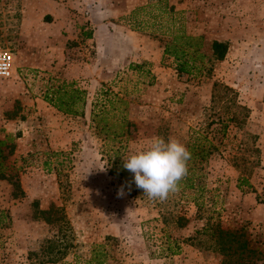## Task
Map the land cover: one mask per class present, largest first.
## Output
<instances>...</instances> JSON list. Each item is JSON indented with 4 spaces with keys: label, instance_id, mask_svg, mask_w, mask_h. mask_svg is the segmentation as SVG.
<instances>
[{
    "label": "rangeland",
    "instance_id": "374dc122",
    "mask_svg": "<svg viewBox=\"0 0 264 264\" xmlns=\"http://www.w3.org/2000/svg\"><path fill=\"white\" fill-rule=\"evenodd\" d=\"M12 1L0 14V47L16 67L0 79V140L13 144L2 164L23 194L12 198L0 180V264H37L29 252L55 232L33 219L32 202L39 210L57 207L67 219V262L106 242L110 264H220L221 255L205 247L207 235H196L207 220L243 228L250 246L264 244V0H107L102 11L120 15L97 19L100 50L84 40L90 26L82 0ZM69 29L75 37L65 40ZM179 32L202 38L210 72L177 75L173 59L163 58L164 43ZM213 40L226 42L227 54L209 63ZM61 81L85 92L82 116L42 100ZM214 82L249 108L240 129L220 130V107L210 103ZM193 134L215 147L197 188L149 200L124 158L153 137L186 145ZM241 176L247 185L238 188ZM177 216L186 219L183 228ZM166 237L176 254L158 251Z\"/></svg>",
    "mask_w": 264,
    "mask_h": 264
},
{
    "label": "trees",
    "instance_id": "16d2710c",
    "mask_svg": "<svg viewBox=\"0 0 264 264\" xmlns=\"http://www.w3.org/2000/svg\"><path fill=\"white\" fill-rule=\"evenodd\" d=\"M89 37V34L86 35ZM202 38L185 35L183 32L173 35L169 41L164 43L162 54L164 57H170L175 64L176 74L190 75L194 72L202 71L206 68L204 59L207 56L201 52ZM210 55L208 62L222 61L226 56V42L213 40L209 44ZM206 73L210 72L211 66L207 67ZM42 100L54 108L56 111L67 116H82L85 105V92L75 87L73 82L61 81L46 89ZM210 103L219 106L217 121L220 124V130L226 126L233 125L240 129L245 125L250 116L249 108L241 105L236 100V93L228 86L213 83L211 88ZM186 146L191 153V159L188 163V174L180 182V190H193L197 188V173L201 169L202 163L214 151V145L206 139L205 136L193 134L189 135ZM13 144L10 139L0 140V180L7 181L11 187V197L22 196L18 179L15 175L6 174L2 161L12 153ZM5 151V153H4ZM245 177H239L237 186L247 185ZM196 208L199 207L197 200L192 203ZM32 217L41 220L45 224L55 229V232L48 238L40 242L39 247L34 252H29V258H35L37 264L42 263H60V264H110L108 257V243H92L84 256L73 257L72 262H67L64 257L67 255L70 242V227L67 219L61 209L49 206L45 210H39L35 202H32ZM1 215V214H0ZM161 221L167 222V218L161 215ZM175 225L184 227L186 219L182 216L175 217ZM207 235V248L221 255L220 264H250L255 261L264 262V244L258 243L257 246H250L249 239L243 228L224 229L219 222L207 220L204 227L196 235ZM262 244V246H260ZM159 252L167 254H176L178 247L174 246L171 240L166 237L160 240Z\"/></svg>",
    "mask_w": 264,
    "mask_h": 264
},
{
    "label": "clouds",
    "instance_id": "9594fccd",
    "mask_svg": "<svg viewBox=\"0 0 264 264\" xmlns=\"http://www.w3.org/2000/svg\"><path fill=\"white\" fill-rule=\"evenodd\" d=\"M191 153L179 139L153 137L148 147L124 158L123 168L134 176L137 188L149 200L164 201L179 191L180 182L188 174ZM121 191L117 195L120 196Z\"/></svg>",
    "mask_w": 264,
    "mask_h": 264
},
{
    "label": "crops",
    "instance_id": "0c3cea01",
    "mask_svg": "<svg viewBox=\"0 0 264 264\" xmlns=\"http://www.w3.org/2000/svg\"><path fill=\"white\" fill-rule=\"evenodd\" d=\"M83 3L88 6V16L87 18H84V20L87 22L86 24L90 26L88 28L89 32L84 33V40L93 42V44L95 45L94 49L100 50L101 43L99 42V40L97 41V38H96V35H98V25H99L98 24L99 20L97 19L103 18L104 16H106V14H109V17H112V16L119 17L120 11L119 10H115V11L107 10V13L102 11L104 9L103 8L104 4L107 3V0H82V4ZM132 8H133L132 6L131 7L129 6L128 12H130ZM94 27H96V29H94ZM83 30H86V28L81 29V31ZM73 31H74L73 29H69V33L66 35L65 40H68V39L71 40L73 37H75V34ZM106 32L109 33L107 29H106ZM88 34H89V37H86V35Z\"/></svg>",
    "mask_w": 264,
    "mask_h": 264
},
{
    "label": "built area",
    "instance_id": "2783aa9c",
    "mask_svg": "<svg viewBox=\"0 0 264 264\" xmlns=\"http://www.w3.org/2000/svg\"><path fill=\"white\" fill-rule=\"evenodd\" d=\"M15 4L12 0H0V14L10 10ZM16 72L15 61L7 48L0 47V79H7Z\"/></svg>",
    "mask_w": 264,
    "mask_h": 264
}]
</instances>
